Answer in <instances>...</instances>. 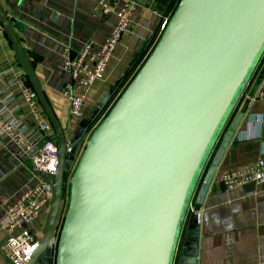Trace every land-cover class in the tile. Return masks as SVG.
I'll return each mask as SVG.
<instances>
[{"label": "water", "instance_id": "water-1", "mask_svg": "<svg viewBox=\"0 0 264 264\" xmlns=\"http://www.w3.org/2000/svg\"><path fill=\"white\" fill-rule=\"evenodd\" d=\"M172 2L149 5L164 13ZM0 23L57 139L51 204L29 264H51L55 246V264H174L203 170L264 56V0H179L154 49L88 140L58 240L66 173L117 85L69 139L1 2ZM263 80L264 67L207 173L196 212ZM196 212L180 264H197Z\"/></svg>", "mask_w": 264, "mask_h": 264}, {"label": "crops", "instance_id": "crops-1", "mask_svg": "<svg viewBox=\"0 0 264 264\" xmlns=\"http://www.w3.org/2000/svg\"><path fill=\"white\" fill-rule=\"evenodd\" d=\"M97 1L0 0L69 139L73 138L83 119L91 118L100 96L114 85L118 88L136 66L149 56L163 33L165 20L172 12L171 5L179 0H173L164 13L152 9L149 3L153 0H134L137 5L130 31L111 58L104 79L96 81L91 87L84 104V117H71L68 101L61 94L70 78L69 71L64 67L65 61L67 57L76 56L87 42L92 41L95 46L103 43L116 20L115 12L105 14L102 10H96ZM137 54L138 58L131 66V61ZM6 61L19 60L0 23V64ZM263 67L264 56L203 170L187 214L174 264H180L183 239L189 220L196 212L194 208L207 173ZM6 83L0 74V105L11 92L6 88ZM263 83L264 80L260 88ZM17 103L21 107L16 118L27 127L36 125L32 110L23 100ZM54 138L56 139V135ZM259 158L264 159V99L259 98L256 93L245 118L226 147L213 181L203 197L197 264H264V182H249L225 188L217 179L220 173L254 164ZM34 182L36 179L28 158L16 144H5L0 139V264H12L2 250L7 236L1 226L6 220L3 217L4 210L28 184ZM46 216L37 218L33 225V232L39 238L43 234Z\"/></svg>", "mask_w": 264, "mask_h": 264}, {"label": "built area", "instance_id": "built-area-1", "mask_svg": "<svg viewBox=\"0 0 264 264\" xmlns=\"http://www.w3.org/2000/svg\"><path fill=\"white\" fill-rule=\"evenodd\" d=\"M179 2V1H178ZM177 2V4H178ZM137 3L134 0H98L96 10L105 14L116 13L114 26L106 40L95 46L87 42L78 50L76 56L67 57L64 67L70 78L61 90L68 101L71 117H84V104L91 87L104 79L108 65L122 39L130 31V23ZM165 20V29L170 16ZM0 74L7 81L10 94L0 105V139L5 144L14 143L31 162V170L36 182L28 184L19 196L5 210L2 223L7 236L2 250L12 264H29L40 238L33 232L37 218L47 215L53 195V182L57 168V139L52 123L41 107L38 95L29 84L25 70L19 61H6L0 64ZM264 99V83L257 92ZM23 100L36 117V125L27 127L16 118ZM218 182L225 188H234L249 182H264V159L254 164L224 171ZM201 223L200 210L197 211ZM65 220V218H63Z\"/></svg>", "mask_w": 264, "mask_h": 264}, {"label": "rangeland", "instance_id": "rangeland-1", "mask_svg": "<svg viewBox=\"0 0 264 264\" xmlns=\"http://www.w3.org/2000/svg\"><path fill=\"white\" fill-rule=\"evenodd\" d=\"M146 59L142 60V62L136 66V68L134 69L132 74L125 81L124 85L121 86L116 93H114V95L111 97L109 102L99 112V114L95 117L93 122L87 127L86 132L83 134V136H82V138L80 140V144H79L77 153L75 155V160L73 162V165H72L71 169L66 173V176H65V181H64V186H63V193H62V207H61L59 219H58V222H57V226H56V229H55V239L56 240H58V238L60 236V232H61V229H62L63 223H64V219L63 218H65V215H66V212H67V209H68V205H69V201H70V195H71L72 177H73L75 169H76V167H77V165L79 163V160H80V158H81V156H82V154H83V152L85 150V147H86V145L88 143V140L90 139V137H91L92 133L94 132V130L98 127V125L103 121V119L109 113V111L111 110L113 105L116 103L118 98L124 92V90L126 89L128 84L134 78V76L139 71V69L141 68V66L143 65V63L145 62ZM78 128H79V124H78ZM46 219H47V216H46ZM56 251H57V246L54 247V256H53L51 264H55Z\"/></svg>", "mask_w": 264, "mask_h": 264}, {"label": "trees", "instance_id": "trees-1", "mask_svg": "<svg viewBox=\"0 0 264 264\" xmlns=\"http://www.w3.org/2000/svg\"><path fill=\"white\" fill-rule=\"evenodd\" d=\"M177 3L176 2H173V4L171 5V11H172V13L174 12V10L176 9V7H177ZM146 61V60H145ZM144 64V63H143ZM137 74V73H136ZM129 77V76H128ZM128 77L127 78H125V80H123L121 83H120V85H119V87L116 89V91H115V93L119 90V88L121 87V86H123L124 85V83H125V81L128 79ZM135 77V76H134ZM28 82H29V80H28ZM29 84H30V82H29ZM31 85V84H30ZM114 95V94H113Z\"/></svg>", "mask_w": 264, "mask_h": 264}]
</instances>
